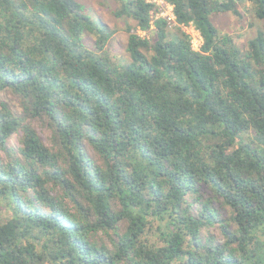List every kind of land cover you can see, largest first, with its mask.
<instances>
[{"label": "trees", "instance_id": "obj_1", "mask_svg": "<svg viewBox=\"0 0 264 264\" xmlns=\"http://www.w3.org/2000/svg\"><path fill=\"white\" fill-rule=\"evenodd\" d=\"M164 1L0 0V264H264V0Z\"/></svg>", "mask_w": 264, "mask_h": 264}, {"label": "rangeland", "instance_id": "obj_2", "mask_svg": "<svg viewBox=\"0 0 264 264\" xmlns=\"http://www.w3.org/2000/svg\"><path fill=\"white\" fill-rule=\"evenodd\" d=\"M86 5L87 11L95 18L100 19L104 24L109 26L110 29L116 31L115 37L111 40L108 51L116 60L127 59L126 46L128 40V34L124 29L123 21L119 20L115 16V12L118 7L117 0H80ZM160 6L161 13H171V9L168 8V3L164 0H151ZM215 25L218 27L221 34L228 33L235 39L236 44L240 48H245L248 41L257 35L258 31L264 32V21L258 20L253 17L249 12L243 10L242 17H237L231 13L217 15L213 19ZM175 28V27H174ZM172 29V28H170ZM193 40V45L196 50H199L202 46L203 40L201 35L193 27H184ZM141 35L146 36V33L140 32ZM14 108L16 112L21 111L20 102L12 95H6L4 97ZM33 126L41 134L46 143H50L49 131L39 121H32ZM17 142L14 139L11 144ZM203 194L205 198H213L215 207L222 215L227 214V210L222 206L221 202L214 198L211 190L207 187L203 188Z\"/></svg>", "mask_w": 264, "mask_h": 264}, {"label": "built area", "instance_id": "obj_3", "mask_svg": "<svg viewBox=\"0 0 264 264\" xmlns=\"http://www.w3.org/2000/svg\"><path fill=\"white\" fill-rule=\"evenodd\" d=\"M165 1H162V4L164 3ZM157 4V3H156ZM168 8H170L171 9V13H164L163 11H162V13H160V14H158V15H155V18H159V17H163V18H165L166 20H168V22L170 23V25H174L175 24V20H176V18H175V16H174V14H173V7L170 5V4H168ZM194 28V27H193ZM195 29V28H194ZM196 30V29H195ZM197 31V30H196ZM198 32V31H197ZM199 33V32H198Z\"/></svg>", "mask_w": 264, "mask_h": 264}]
</instances>
